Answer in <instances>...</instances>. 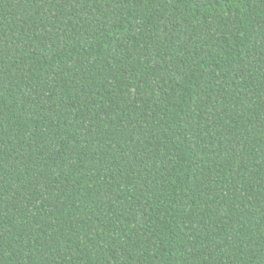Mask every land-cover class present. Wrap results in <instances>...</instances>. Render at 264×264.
Listing matches in <instances>:
<instances>
[{
	"label": "trees",
	"instance_id": "16d2710c",
	"mask_svg": "<svg viewBox=\"0 0 264 264\" xmlns=\"http://www.w3.org/2000/svg\"><path fill=\"white\" fill-rule=\"evenodd\" d=\"M0 264H264V0H0Z\"/></svg>",
	"mask_w": 264,
	"mask_h": 264
}]
</instances>
